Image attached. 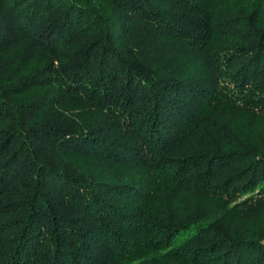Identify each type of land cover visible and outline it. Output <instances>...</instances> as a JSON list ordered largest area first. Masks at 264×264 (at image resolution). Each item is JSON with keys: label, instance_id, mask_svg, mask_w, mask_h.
<instances>
[{"label": "trees", "instance_id": "16d2710c", "mask_svg": "<svg viewBox=\"0 0 264 264\" xmlns=\"http://www.w3.org/2000/svg\"><path fill=\"white\" fill-rule=\"evenodd\" d=\"M207 1L0 0V264H264V12Z\"/></svg>", "mask_w": 264, "mask_h": 264}, {"label": "rangeland", "instance_id": "374dc122", "mask_svg": "<svg viewBox=\"0 0 264 264\" xmlns=\"http://www.w3.org/2000/svg\"><path fill=\"white\" fill-rule=\"evenodd\" d=\"M204 6L213 13H218L221 9L227 6L233 10H236L237 8L246 10L251 9V7H256L260 11L259 14H263L264 12V0H209L205 2ZM49 105L50 106L46 110L39 114L40 118L49 112L48 115H55L58 119L71 120L76 123H89L93 122L97 117L95 111L80 105L73 107L67 101H64V103L61 102L55 105L52 103ZM234 121L235 122L231 124V127L236 132L239 140L252 148L260 149L262 146V132L264 131V117L256 118L253 124H250L247 121L246 116H240ZM69 159L71 163L81 167L86 165L87 161H91L76 156H71ZM108 170L118 177L127 179L135 178L133 173L119 166H113ZM241 227L245 231H255L257 229L264 230V210H262L255 220L250 221L245 225H241ZM157 261L158 264H164L162 258L157 257Z\"/></svg>", "mask_w": 264, "mask_h": 264}]
</instances>
